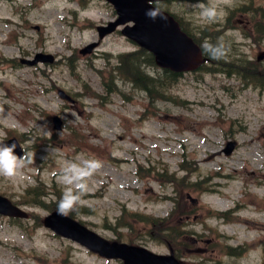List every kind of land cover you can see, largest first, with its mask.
<instances>
[{
	"label": "rangeland",
	"instance_id": "374dc122",
	"mask_svg": "<svg viewBox=\"0 0 264 264\" xmlns=\"http://www.w3.org/2000/svg\"><path fill=\"white\" fill-rule=\"evenodd\" d=\"M201 3L162 5L202 44L229 41L232 64L184 71L173 99L150 103L115 71L137 46L119 30L99 38L97 26L116 17L107 0H0V140L15 136L31 154L16 177H0V192L31 213L20 223L0 215V264H124L56 235L38 223L50 210L26 204L37 179L62 189L57 174L77 158L103 162L75 216L107 239L173 250L188 264H264V85L249 79L264 66V21L237 8L264 0H232L216 22L200 17ZM39 52L55 58L20 62ZM241 58L247 71L227 73Z\"/></svg>",
	"mask_w": 264,
	"mask_h": 264
},
{
	"label": "water",
	"instance_id": "95a60500",
	"mask_svg": "<svg viewBox=\"0 0 264 264\" xmlns=\"http://www.w3.org/2000/svg\"><path fill=\"white\" fill-rule=\"evenodd\" d=\"M108 1L115 7L118 17L107 25L98 26L100 37L115 30L117 26L125 24L121 33L146 49L148 48L154 54L155 61L159 66L182 72L183 70H195L205 62L206 58L199 43L182 29L173 14L154 5L157 0ZM157 8L160 9L162 15L153 18L149 13ZM95 45L96 43L90 44L84 51L91 50ZM48 58L53 59L52 56L37 53L33 60H26V62L33 64ZM54 121L55 126L60 128L61 120L58 116L54 117ZM3 142L7 144L16 142L18 145L16 153L22 155L23 150L16 138ZM226 147V151L230 152L233 149V144L229 143ZM0 212L16 216L28 215L26 211L14 205L1 194ZM44 223L57 233L77 240L101 255L120 257L126 264H187L178 260L172 253L159 254L154 253L146 246L110 241L74 218L68 215H59L57 211L46 216Z\"/></svg>",
	"mask_w": 264,
	"mask_h": 264
},
{
	"label": "trees",
	"instance_id": "16d2710c",
	"mask_svg": "<svg viewBox=\"0 0 264 264\" xmlns=\"http://www.w3.org/2000/svg\"><path fill=\"white\" fill-rule=\"evenodd\" d=\"M245 3L239 4L237 6L238 9L244 10V11H255L256 13H260V20L264 21V9L259 7H253V6H246ZM234 12V11H232ZM182 22V21H180ZM181 25L183 24L180 23ZM182 28L188 32L192 37L195 38V40L202 45L203 37H199L196 34H193L194 32L191 31L189 27H185L184 24L182 25ZM206 28V27H205ZM205 28L202 29L204 33H207L205 31ZM205 38H209V35ZM218 40H216L215 36H212L211 40L209 42L215 44ZM229 43V41H227ZM227 42H223L225 49L227 50V55L225 58L220 60H214L210 59L209 56L204 53V55L208 56V62L213 63L217 66V70L220 69L224 71L221 67L224 66V68L227 70L230 67V64H232V61L230 60L231 54L228 52L227 48ZM229 47V45H228ZM237 61V66H234V68L230 69V71H233L234 73L239 72L240 69L242 71H247V67L249 66V60H243L241 59H235ZM248 63V64H247ZM148 66L154 67L156 72L153 74L150 72L147 68ZM115 71L118 74V77L122 79V82H129L133 88L142 90L146 92L150 103H153L154 101L161 100V99H173V86L176 82L177 74L173 71H169L166 69L158 70L159 68L156 67L154 62V57L149 51H146L144 48L137 46L134 50L131 51H124L123 53H120L118 55V62L115 66ZM228 71V70H227ZM250 72H252L251 76L255 78H249L251 80H258L260 81L261 85H264V66H261L260 68L253 67L249 69ZM115 77V74L111 73L110 79L113 81ZM114 87L117 88L115 83L113 84ZM183 164V163H182ZM165 174V172H164ZM163 174V175H164ZM49 188V190H48ZM62 190L60 187H57L56 184H53L52 187H47L41 180L38 182V184L34 186H28L25 191L23 192L24 195L27 196L26 203L28 204H37V205H43L47 207L49 210L57 209V203L61 197ZM53 195V196H52ZM45 197H54L50 198L49 202H46L44 200ZM81 208L79 209V207ZM78 211H86V208L84 205H77ZM76 210L70 212L71 215H75ZM133 216V214H132ZM39 224L42 223V220L38 221ZM37 224V225H39ZM124 227V226H123ZM168 235V233H167ZM166 235V238H167ZM243 252L240 251L239 254H242Z\"/></svg>",
	"mask_w": 264,
	"mask_h": 264
},
{
	"label": "clouds",
	"instance_id": "9594fccd",
	"mask_svg": "<svg viewBox=\"0 0 264 264\" xmlns=\"http://www.w3.org/2000/svg\"><path fill=\"white\" fill-rule=\"evenodd\" d=\"M232 0H208V4H198L201 9L200 17L208 22H216L223 18V7L231 6ZM60 6H63L61 4ZM47 7V5H46ZM155 18L162 15L160 9H154L149 13ZM202 52L206 53L210 59L220 60L225 58L227 50L223 40H218L215 44L204 42L201 45ZM17 143L7 144L0 141V177L13 179L17 176L25 163H31V154L25 151L24 155L16 153ZM23 149V146H20ZM103 167V162L97 158L80 159L65 162L58 172V182L63 186L61 197L57 203V213L67 216L80 204L82 197L89 191L90 178Z\"/></svg>",
	"mask_w": 264,
	"mask_h": 264
}]
</instances>
